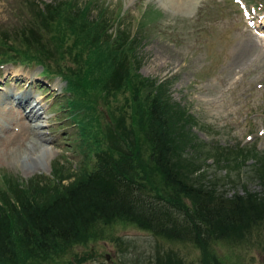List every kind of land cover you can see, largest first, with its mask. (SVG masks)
Listing matches in <instances>:
<instances>
[{
  "label": "rangeland",
  "instance_id": "rangeland-1",
  "mask_svg": "<svg viewBox=\"0 0 264 264\" xmlns=\"http://www.w3.org/2000/svg\"><path fill=\"white\" fill-rule=\"evenodd\" d=\"M45 3L56 5L46 12L49 23L41 12ZM100 8L108 14L105 26L115 37L111 41L126 47L129 71L116 88L109 87L113 67L105 55L92 50L84 32L74 26L76 16L91 18ZM29 28L42 34V40L57 28L66 42L76 35L82 52L94 57L88 63V84L75 91H67L58 67L45 73L34 61L0 63V186L5 176L42 200L62 191L90 168L95 151L105 148V142L97 147L93 137L103 135L106 141L108 127H128L135 117V130L142 129L139 112L146 110L160 84L184 112L183 129L199 144L197 153L188 148V155L202 163L206 181L215 176L227 196L244 192V187L261 189L254 156L242 161L237 153L241 146L264 149V0H0V32L9 37L0 35V43L9 40L28 53L38 52L37 44L20 40ZM14 33L17 39H11ZM51 41L50 57L57 61L61 50ZM1 51L9 53L6 44L0 59L10 58ZM64 59L70 63L68 55ZM17 95L25 97L22 106ZM76 97L91 100L92 116L87 112L82 119L81 112L71 113L67 101ZM34 103L38 116L30 107ZM21 111L28 116L17 117ZM84 120L88 135L79 125ZM21 122L29 126L26 132L19 130ZM17 131L2 155V138ZM201 149L216 153L204 157ZM218 149L227 160L215 156ZM86 232L76 239L50 240L44 248L23 246L16 239L13 256L0 258V264H157V255L170 264L165 252L173 253V264H264V222L237 238L213 240L207 248L155 234L122 216L97 219Z\"/></svg>",
  "mask_w": 264,
  "mask_h": 264
},
{
  "label": "trees",
  "instance_id": "trees-1",
  "mask_svg": "<svg viewBox=\"0 0 264 264\" xmlns=\"http://www.w3.org/2000/svg\"><path fill=\"white\" fill-rule=\"evenodd\" d=\"M55 6L54 3H45L42 8L37 7V11L41 8L49 23L46 12ZM76 17L74 26L84 32L89 47L99 56L105 55L113 67L109 73V87H119L128 74L129 62L126 47L113 43L111 40L115 37L107 32V12L100 8L94 17ZM33 30L29 28L19 37L20 40L27 39L25 42L35 47L37 44L38 52L28 53L14 42L5 40L0 43V49L6 44L9 53L1 52L10 58L0 59V63L34 61L42 66L45 73L58 67L60 71L56 69V72L67 81V91L82 90L88 84L91 68L88 63L94 57L93 52L83 53L75 41L76 35L71 42H66V34H61L60 28L46 40L40 39L42 34ZM0 35L9 39L5 32H0ZM18 35L14 33L11 39H17ZM51 40L61 50L57 61L50 57ZM65 55H68L70 63L64 59ZM59 62L60 66L57 65ZM140 83L145 82L141 79ZM146 85L151 84L147 82ZM161 88L160 84L156 86L146 110L139 112L142 129L135 130L138 126L135 117L128 127L125 124L121 129L108 127L105 134L107 142L103 135L97 140L92 136L94 133L90 134L97 147L105 142V148L95 151V160L87 171H82L83 176L69 185L64 184L65 188L57 194L42 200L40 194H31L32 191L17 180L4 176L0 186V258L13 256L16 239L23 246L31 244L44 248L56 238L70 240L85 235L97 219L110 220L122 216L155 234L178 240L190 239L203 248L213 240L237 238L249 232L251 226L264 222V149L258 152L254 146H241L237 153L242 161L254 156V175L261 189L250 191L244 187V192L234 191L227 196L226 190L218 186L217 178L214 176L206 181L202 163L196 162L193 154L188 155V148L196 154L194 148L199 144L188 134L189 130L185 132L183 129L184 112L169 101ZM67 106L71 113L81 112L82 119L86 118L87 112L91 115L94 110L90 99L81 101L78 97L70 98ZM85 121L79 125L82 133L88 135V130H84ZM143 140L147 145H143ZM215 153L201 149L199 155L205 157ZM224 155L223 149H218L215 156L227 160ZM184 198H188L190 204ZM171 253L165 252L163 256L169 260L167 263L173 264L171 258L174 255ZM161 259L157 255L156 263L166 264Z\"/></svg>",
  "mask_w": 264,
  "mask_h": 264
},
{
  "label": "bare ground",
  "instance_id": "bare-ground-1",
  "mask_svg": "<svg viewBox=\"0 0 264 264\" xmlns=\"http://www.w3.org/2000/svg\"><path fill=\"white\" fill-rule=\"evenodd\" d=\"M16 97H18V95L16 96ZM19 98V97H18ZM25 98V97H24ZM24 98H19V100H17V102L19 103V105L20 106H22V104H23V101H24ZM31 98V97H30ZM31 102V101H30ZM27 103V102H26ZM36 103H34L32 106H30L32 109L31 110H36L35 111V114H34V116H38L39 115V113H38V111H37V108H36V105H35ZM19 106V107H20ZM39 109V108H38ZM17 117H21V116H28V114H24L22 111L21 112H19V113H17V115H16ZM2 117H3V115H2ZM4 119H7L6 117H3ZM9 122L11 121V120H8ZM29 126L27 125V123H23V122H21L20 123V125H19V130H23L24 132H26L25 130H26V128H28ZM18 135H19V131H17V132H15V133H12V134H10V135H8V136H4L3 138H2V143H1V152H2V155H5V153H7L8 152V150L11 148V147H9L8 145H10L15 139H16V137H18ZM27 137V136H26ZM24 138V137H23ZM8 146V147H7Z\"/></svg>",
  "mask_w": 264,
  "mask_h": 264
}]
</instances>
